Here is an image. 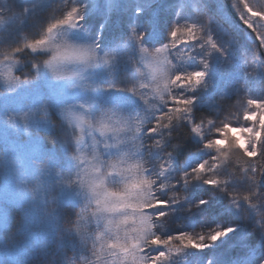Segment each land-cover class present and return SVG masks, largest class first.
Masks as SVG:
<instances>
[{
  "label": "snow or ice",
  "instance_id": "snow-or-ice-1",
  "mask_svg": "<svg viewBox=\"0 0 264 264\" xmlns=\"http://www.w3.org/2000/svg\"><path fill=\"white\" fill-rule=\"evenodd\" d=\"M23 2L0 31V264H264V0H231L248 43L223 0ZM218 203L232 224L210 223Z\"/></svg>",
  "mask_w": 264,
  "mask_h": 264
},
{
  "label": "rangeland",
  "instance_id": "rangeland-1",
  "mask_svg": "<svg viewBox=\"0 0 264 264\" xmlns=\"http://www.w3.org/2000/svg\"><path fill=\"white\" fill-rule=\"evenodd\" d=\"M166 2H170L173 5L181 4L180 0H166ZM223 4H224V16L227 19L228 24L230 25L231 29L235 32V36L241 42L245 41L246 43H248L246 37L243 34L242 26L239 25L240 21L236 17L234 10L231 9V0H223ZM23 8H24L23 0H0V31L4 30L5 27L10 24V21L8 18L11 17L13 13H19L23 11ZM9 9H11V11H9ZM176 10L180 11L179 8H177ZM164 15L166 18H171V19L176 18L174 15L170 13H165ZM42 19L44 21L43 26L46 27L48 23L47 14H45ZM12 27H14V25H12ZM165 32H166V26L162 24L161 38H163V35ZM21 36L24 39L31 40L33 37L39 38V33L36 30L28 27L25 29L24 32L21 33ZM214 39L217 42H223L226 38L223 35H216L214 36ZM104 41L107 44L108 42L107 36L104 37ZM183 47L184 46L181 45V50H183ZM2 70L3 69L0 68V71ZM12 72H13V75L17 74L15 68L12 70ZM145 73H147V69H145ZM0 83H2V80H0ZM216 99L218 102L220 99L219 96H217ZM242 100H240V102H242ZM231 120H234V117ZM240 122L244 123L242 120V116H241ZM42 140H43V136H42ZM46 144H50V143H46ZM208 192H209V189L206 186H198V187L194 186L193 189L187 195L186 200L190 203H195L198 198H204L208 194ZM180 207H184V205H181ZM161 211H164V210L161 209ZM206 215L208 216V219L210 223L212 224L219 223L221 225H225V224L233 223V217L223 212V205L221 203L215 204L214 207L210 209ZM21 220L22 218L18 212H14L10 215L9 230L7 232L8 236H13L16 233V231L18 230L20 226ZM170 223L173 225L177 223H182L183 228L177 229V230H194L195 229L199 231L200 217L197 216V217L190 218L187 213L177 210L173 213ZM217 245L218 247L215 249V251L220 253L224 257V259L227 260L228 258L234 256V255L228 254V251H227L228 249L225 245H223V243L218 241ZM211 251L212 250L206 249L200 255L207 256L209 255ZM52 259L53 257L51 254H48L46 256H28L23 259L22 264H48V261Z\"/></svg>",
  "mask_w": 264,
  "mask_h": 264
},
{
  "label": "trees",
  "instance_id": "trees-1",
  "mask_svg": "<svg viewBox=\"0 0 264 264\" xmlns=\"http://www.w3.org/2000/svg\"><path fill=\"white\" fill-rule=\"evenodd\" d=\"M183 2H184V0H180V3H183ZM44 58L46 59L47 57H44ZM240 100H242V98L237 97L235 95H230L224 99H219L218 104H219L220 109H221V111L219 113L220 118L223 119L225 116L228 115V113H230V112L234 111L236 108H238L240 103H241ZM206 112H207V110L205 109L203 112L198 113L197 123H199V115L205 114ZM214 115H215V113L208 115L207 119H212V117ZM232 118L233 117H229V119H232ZM216 122L219 123V120H217ZM44 141L46 143H50L51 142L50 137L43 135V142ZM181 155H182V153H181ZM260 163H264V161H261ZM236 167H238V166L235 164V161H233V169L232 170L235 171ZM20 224H22V220L20 221ZM238 235H239V233L231 234L228 238H226L225 244L223 243V245H225L227 247L228 254H230V255H235L238 250H235V249L229 250L228 242H231L232 240H234Z\"/></svg>",
  "mask_w": 264,
  "mask_h": 264
},
{
  "label": "clouds",
  "instance_id": "clouds-1",
  "mask_svg": "<svg viewBox=\"0 0 264 264\" xmlns=\"http://www.w3.org/2000/svg\"><path fill=\"white\" fill-rule=\"evenodd\" d=\"M3 239V236L2 235H0V240H2Z\"/></svg>",
  "mask_w": 264,
  "mask_h": 264
},
{
  "label": "water",
  "instance_id": "water-1",
  "mask_svg": "<svg viewBox=\"0 0 264 264\" xmlns=\"http://www.w3.org/2000/svg\"><path fill=\"white\" fill-rule=\"evenodd\" d=\"M242 26V25H241Z\"/></svg>",
  "mask_w": 264,
  "mask_h": 264
}]
</instances>
